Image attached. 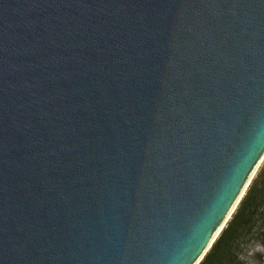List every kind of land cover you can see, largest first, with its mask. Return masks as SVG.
Returning a JSON list of instances; mask_svg holds the SVG:
<instances>
[{"label":"water","instance_id":"95a60500","mask_svg":"<svg viewBox=\"0 0 264 264\" xmlns=\"http://www.w3.org/2000/svg\"><path fill=\"white\" fill-rule=\"evenodd\" d=\"M263 156L264 0H0V264H199Z\"/></svg>","mask_w":264,"mask_h":264},{"label":"trees","instance_id":"16d2710c","mask_svg":"<svg viewBox=\"0 0 264 264\" xmlns=\"http://www.w3.org/2000/svg\"><path fill=\"white\" fill-rule=\"evenodd\" d=\"M248 188L199 264H244L254 242L264 253V161Z\"/></svg>","mask_w":264,"mask_h":264},{"label":"bare ground","instance_id":"6f19581e","mask_svg":"<svg viewBox=\"0 0 264 264\" xmlns=\"http://www.w3.org/2000/svg\"><path fill=\"white\" fill-rule=\"evenodd\" d=\"M264 157V156H263ZM263 157L261 159V161L259 162L258 166L256 167V169L254 170L253 174L251 175L250 179L248 180L247 184L245 185V187L243 188L242 192L240 193L239 197L237 198L236 202L234 203L233 207L231 208V210L229 211L228 215L226 216L225 220L223 221L222 225L219 227V229L216 231V233L213 235V237L210 239V241L208 242L207 248L210 246L211 243H213L214 239H216L218 237V235L221 233V229L225 228L226 223L229 221L230 216L232 215L233 211L235 210V208L237 207L238 203L240 202L241 198L243 197V195L246 193L247 189H249V185L251 183V181L254 179L257 171H259L258 169L261 167L260 165H262V161H263ZM262 162V163H261ZM206 248V249H207ZM197 263V262H196ZM195 263V264H196Z\"/></svg>","mask_w":264,"mask_h":264},{"label":"rangeland","instance_id":"374dc122","mask_svg":"<svg viewBox=\"0 0 264 264\" xmlns=\"http://www.w3.org/2000/svg\"><path fill=\"white\" fill-rule=\"evenodd\" d=\"M248 257L250 260L246 261L244 264H264V253L261 246L257 242L252 244Z\"/></svg>","mask_w":264,"mask_h":264}]
</instances>
